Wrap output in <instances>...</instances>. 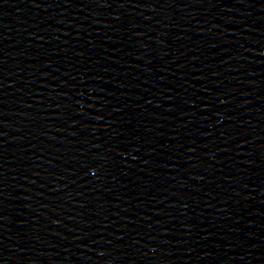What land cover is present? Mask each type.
I'll use <instances>...</instances> for the list:
<instances>
[{
  "label": "water",
  "instance_id": "water-1",
  "mask_svg": "<svg viewBox=\"0 0 264 264\" xmlns=\"http://www.w3.org/2000/svg\"><path fill=\"white\" fill-rule=\"evenodd\" d=\"M0 264H264V0H0Z\"/></svg>",
  "mask_w": 264,
  "mask_h": 264
}]
</instances>
